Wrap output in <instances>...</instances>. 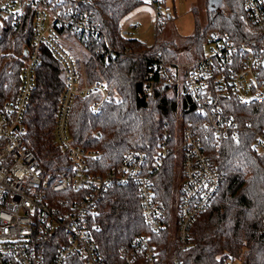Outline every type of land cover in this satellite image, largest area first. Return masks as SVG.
Listing matches in <instances>:
<instances>
[{
  "label": "built area",
  "instance_id": "obj_1",
  "mask_svg": "<svg viewBox=\"0 0 264 264\" xmlns=\"http://www.w3.org/2000/svg\"><path fill=\"white\" fill-rule=\"evenodd\" d=\"M92 1L0 0V30L18 27L23 7L34 8L29 48L22 46V52H16L12 47L0 53L11 66L19 67L15 96L0 100V264H67L71 259L104 264L93 239L99 203L110 187L127 185L135 188L146 229L152 235L167 233L168 247L162 263L152 236L142 235L122 250L125 264H184L180 255L191 246L193 224L209 209L223 180L204 154V139L219 144L240 132H250L253 151L264 155V129L257 131L250 122L228 112L234 104L251 107L264 100V0H244V38L211 35L207 55L182 61L150 51H126L150 63L142 88L145 101L153 98L156 83L176 87L181 96L189 98L191 116L197 121L180 116L183 125L178 133L163 134L151 157L133 149L114 168L94 173L89 162L99 160L102 153L73 145L68 135L75 97L99 94L90 104L93 114L109 101L104 82L86 79L81 48L67 37L100 42L111 51L89 9ZM141 1L151 10L155 31L163 27L172 11L170 5L165 0ZM127 29L137 31L138 25L129 24ZM41 47L63 69L54 136L69 169H45L25 141L23 117L41 62ZM169 157L177 164L166 202L156 195L154 179Z\"/></svg>",
  "mask_w": 264,
  "mask_h": 264
},
{
  "label": "trees",
  "instance_id": "obj_2",
  "mask_svg": "<svg viewBox=\"0 0 264 264\" xmlns=\"http://www.w3.org/2000/svg\"><path fill=\"white\" fill-rule=\"evenodd\" d=\"M219 1L218 7L208 10L206 27H196L186 38L183 60L202 57L203 45L211 35L244 38V0ZM142 4L141 0L92 1L89 9L102 27L111 51L103 43L67 35L81 48L86 79L104 82L109 99L98 114H93L90 104L99 94L77 96L69 111L68 135L72 144L102 153L99 160L89 162L94 173L102 174L114 168L133 149L151 157L163 134L177 132L180 116L195 120L189 98L181 96L176 87L156 83L153 98L144 100L142 88L151 71L150 63L126 51H150L169 60L181 58L168 43L158 41L161 26L156 27L151 46L122 33L121 22ZM33 13L32 6H24L19 26L0 30V53L12 47L16 52H22V46L29 48ZM97 50H103V55L96 54ZM40 57L34 89L23 117L27 128L25 141L45 169H69L67 156L54 136L63 69L44 47L40 48ZM261 73L264 77V69ZM18 87L19 67L11 66L7 58L0 56V100L13 98ZM228 112L250 122L257 131L264 129V100L251 107L234 104ZM252 142L250 132H240L219 144L204 139V154L223 180L209 209L193 224L191 246L180 255L184 264H264V155L253 151ZM175 166V160L169 157L154 179L156 195L166 202L175 180ZM98 211L95 221L98 228L93 239L104 264H125L122 250L142 235L152 236L165 263L167 233L152 235L146 229L133 186L110 187ZM67 264L81 262L71 259Z\"/></svg>",
  "mask_w": 264,
  "mask_h": 264
},
{
  "label": "rangeland",
  "instance_id": "obj_3",
  "mask_svg": "<svg viewBox=\"0 0 264 264\" xmlns=\"http://www.w3.org/2000/svg\"><path fill=\"white\" fill-rule=\"evenodd\" d=\"M165 2L170 5L172 11L168 18L166 17L164 26L158 32V41L168 43L169 48L178 53L177 56L181 58L179 60L187 61L182 58L186 49L184 42L187 37L194 33L196 27L200 29L206 27L209 21L208 10L210 6L207 4V0H165ZM129 24L138 25V30L129 31L127 29ZM121 30L125 36L139 39L151 46L154 43L156 31L151 22V10L148 5L142 4L132 11L122 21ZM209 37L203 45V54L205 55L209 52ZM177 123L180 126L183 125L179 118ZM179 129L178 126L177 133Z\"/></svg>",
  "mask_w": 264,
  "mask_h": 264
},
{
  "label": "water",
  "instance_id": "obj_4",
  "mask_svg": "<svg viewBox=\"0 0 264 264\" xmlns=\"http://www.w3.org/2000/svg\"><path fill=\"white\" fill-rule=\"evenodd\" d=\"M219 2H220L219 0H209L210 9H213L214 7H218ZM262 65H263V68H264V60L262 62Z\"/></svg>",
  "mask_w": 264,
  "mask_h": 264
}]
</instances>
